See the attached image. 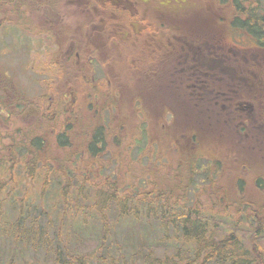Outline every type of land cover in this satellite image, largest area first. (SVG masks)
I'll return each mask as SVG.
<instances>
[{
	"label": "rangeland",
	"instance_id": "374dc122",
	"mask_svg": "<svg viewBox=\"0 0 264 264\" xmlns=\"http://www.w3.org/2000/svg\"><path fill=\"white\" fill-rule=\"evenodd\" d=\"M2 1L0 77L6 78L7 85H14L20 94L17 110L28 108L27 113L31 116L38 114L41 121L27 122L28 118L23 116L7 117L6 109L0 108V156L3 155L13 163L16 161L17 166H20L19 161L24 162L26 154L34 151L32 142L35 139H41L44 149L49 150L56 146V135L67 130L70 137L68 144L70 142L73 147L84 140V137L80 136L83 134V127L90 128L91 124L92 127L98 124L95 130L103 126L109 133L117 132L121 147H115L118 160L111 158L108 146L93 162L86 156L84 161L87 166L79 164L83 157L82 154H77L76 164L72 166L68 163L65 167L73 170L72 173L76 177L81 179V175L88 176L95 169L98 171L103 168L98 171L99 177L89 180L110 191L108 186L115 180V171L120 168L131 185L137 184L139 191L128 198L117 197L126 201L146 198L154 207L166 204L174 214H185L182 213L184 209L197 210L196 214H213L212 216L217 218V225L213 227L214 239H220L232 232L249 255L254 249L255 253L264 258V150L260 148L247 154L239 146L238 149H233L237 143H230L219 145L217 149L213 146L211 152L194 158L195 152L186 148L188 144L192 145V135L180 138L186 133V129L182 127L186 123L179 122L180 126L175 127V117H172L171 123L164 106L157 104L160 101H156L158 86L164 84L163 89L169 87L163 73L165 60L162 58L159 61L158 68L146 60L154 57L153 51L157 52L159 49L155 39L149 35L140 41H136V36L126 37L129 30L124 24L112 26L108 33V23L101 12L82 11L84 5H89L88 1L80 0L77 3L79 6L76 3L72 5L59 1L54 7L57 15L50 13L52 17L57 18L54 26L58 27L60 21L56 32L59 33V43L63 48H56L54 38L45 35L51 28L41 22L43 17L38 10L27 11L22 5L11 3L10 0ZM138 1L141 11L152 19L156 16L157 10L154 8L157 3L169 4L174 9L185 8L187 5L204 7L206 11L196 9L193 13L199 16L197 18L206 20L210 19V14L213 17L216 12L215 0H149L150 5L146 8L143 4L146 0ZM20 12L26 16L29 14V21L19 22L17 15ZM179 18L176 23L188 29L189 23ZM93 22L97 26L96 29H92ZM135 26L139 27L138 24ZM9 28L11 30L7 33ZM107 35L113 40L110 44L107 42ZM225 36L232 38L224 33V39ZM68 39L77 42L78 49L84 52L83 58L71 59L72 52L68 51L72 46L67 48ZM243 41H239L240 44L236 42V46L242 47ZM246 46L248 43L242 48ZM92 50L96 51L93 55L96 58L91 57ZM232 50L249 53L247 49ZM262 78L264 80L263 76ZM227 84L223 79L212 80L208 89L225 90ZM252 95L254 97H251L260 104L264 101V92L256 90ZM133 100L136 106L133 105ZM140 124L145 133L151 136V145H133L139 136L134 129ZM77 127L78 135L75 133ZM140 132L139 130V134ZM193 132L203 143L217 137L212 136L210 139L209 134L204 132V127ZM71 133L74 135L71 136ZM159 137L162 141H157ZM172 137L175 138V144L171 140L169 143L167 141ZM154 141L156 144H153ZM108 142L111 144V140ZM188 155L193 158L194 165L185 162ZM51 157H54L53 154ZM39 163L40 161L35 164ZM2 172L0 169V175ZM112 175L114 179L105 183L106 177L111 179ZM17 182L14 181V185ZM79 184L81 182L76 186ZM53 187L55 190L58 185ZM23 190L24 185L21 184L16 192L11 191L10 187L2 192L0 199L3 203L0 212L6 215V219L7 216L13 218L12 206L6 202L13 201L14 198L16 202L19 201L23 197ZM29 193L32 192L29 190ZM146 212L147 210H142L139 214ZM157 212L159 214V210ZM109 214H116V211L108 213V219ZM253 216L263 222L257 236L253 234L257 228L254 227ZM130 222L132 221H126L111 231L107 249L112 258L117 259L115 257L122 254L124 261L128 262L129 245L131 242L133 244L138 235L147 236L148 245L152 246L156 256L174 253L177 247L172 240L174 232L170 229L164 231L159 223L150 219ZM96 232L89 230V234L84 233L70 239L71 245L81 253L91 251L99 243ZM164 235L171 239L162 241ZM0 246L11 247L2 240Z\"/></svg>",
	"mask_w": 264,
	"mask_h": 264
},
{
	"label": "trees",
	"instance_id": "16d2710c",
	"mask_svg": "<svg viewBox=\"0 0 264 264\" xmlns=\"http://www.w3.org/2000/svg\"><path fill=\"white\" fill-rule=\"evenodd\" d=\"M220 1L227 4L228 0ZM234 2L239 9L249 11L250 16L253 11L251 18L256 21L253 23L254 35H260L264 25V0ZM132 102L135 105V100ZM91 125L90 128H82L83 134L80 136L84 137V140L73 147L70 142L68 144L70 137L67 130L56 135V146L49 150L44 149L41 139H35L32 142L34 151L26 154L24 162L19 161V167L16 161L13 163L3 155L0 156V169L3 171L0 175V196L7 187L16 192L21 184L24 185L23 197L19 201L16 202L14 198L13 201L6 202L12 206L13 218L7 216L6 219V215L0 212V240L11 245L0 246V264H264V258L255 253L254 249L249 255L232 232L220 239H214L213 227L217 225V218H214L213 214H196L197 210L190 209L182 210L185 214H174L166 204L154 207L146 198L127 201L119 198H128L139 191L137 184L131 185L120 168L115 171L114 181H111L114 175L111 179L106 177L105 183L111 181L108 186L110 191L89 180L99 177L98 171L103 168L98 171L95 169L88 176L81 175V179L76 177L72 173L73 170L65 167L68 163L72 166L76 164L77 154H82L83 157L79 164L87 166L84 161L86 156L93 162L99 153L110 147L108 151L111 158L118 160L115 147H121L117 132L109 133L103 126L95 130L98 124L93 127ZM137 127L134 131L139 136L133 145H151V136L145 133L141 124ZM75 133L79 134L78 127ZM73 135L74 133H71V136ZM108 140H111V144ZM157 141H162L161 137ZM85 152L87 155H84ZM52 154L54 157L50 158ZM197 157L201 156H194L196 159ZM192 160L193 158L187 164L194 165ZM38 161L40 163L35 164ZM14 181L18 182L14 185ZM79 182L81 184L76 186ZM55 185L58 187L54 190ZM29 190L32 193H29ZM2 203L0 199V210ZM125 209L128 210L124 211ZM112 210L116 211V214H109L108 219V213ZM142 210H147L146 214H139ZM139 219H150L159 223L162 230L170 229L174 232L172 240L177 247L174 253L156 256L152 246L148 245L147 236L138 235L133 244L131 242L129 245L128 262L124 261L122 254H118L115 257L117 259L112 258L107 249L111 231L126 221L136 223ZM253 220L254 227H257L253 234L257 236L263 222L255 216ZM89 230L97 231L98 246L89 252L81 253L73 248L70 239L84 233L89 234ZM168 239H171L168 235L162 236V241Z\"/></svg>",
	"mask_w": 264,
	"mask_h": 264
},
{
	"label": "flooded vegetation",
	"instance_id": "af4514ba",
	"mask_svg": "<svg viewBox=\"0 0 264 264\" xmlns=\"http://www.w3.org/2000/svg\"><path fill=\"white\" fill-rule=\"evenodd\" d=\"M10 1L22 5L27 11L38 10L43 17L40 19L41 22L48 24V28H51L45 35L54 38L56 48H63V45L59 43V33L56 32L60 21L58 27L54 26L53 23L57 18L52 17L50 13L57 15L54 7L59 1L72 5L76 3L79 6L77 3L80 0ZM86 1L89 5H84L82 11L101 12L102 16L106 17L108 33L112 26L124 24L129 30L126 37L136 36V41H140L149 35L156 40L159 49L157 52L153 51L154 57L146 58V60L157 68L159 61L162 58L165 60L163 73L169 87V89H163L164 84L158 86L156 101H160L157 104L164 106L170 121L173 116L175 117V127L180 126L179 122L186 123L182 125L186 133L180 138L192 135L190 138L192 145L188 144L186 147L188 151H194L196 155L202 156L204 153L211 152L213 146L217 149L219 145L225 146L230 143H237L233 149L236 150L239 146L247 154L260 148L264 150V101L260 104L252 95L256 90L264 92L262 78L264 77V25L260 35H254L253 25L256 21L251 18L253 11L250 16L249 11L239 9L234 0H228L230 2L227 4L215 0L216 12L213 17L210 14V19L206 20L197 18L199 16L193 13L196 9L206 11L204 7L187 5L185 8L174 9L169 4L157 3L154 8L157 10L156 16L152 19L141 11L138 0ZM151 1L146 0L143 3L145 8ZM178 18L188 22L190 27L184 29L181 24L176 23ZM99 19L101 21L102 18ZM17 20L29 21V14L26 16L20 12ZM136 24L139 27H136ZM96 28L93 22L92 29ZM10 30L9 28L7 33ZM224 33L232 38L225 36L224 39ZM106 38L109 44L113 42L109 35ZM239 41L248 43V46L242 48L243 44L242 47H237L236 42L240 44ZM69 47L71 50L68 52H72L71 59L84 57V52L78 49L75 40L68 39L67 48ZM232 49H247L249 53L243 54ZM92 52L91 57L96 58L93 56L96 51L92 50ZM25 53L27 54V51ZM222 79L228 82L227 89L215 91L208 89L212 80ZM19 97L20 94L14 85L9 87L7 79L0 77V108L6 109L7 117L23 116L28 118L27 122L41 121L38 114L29 115L28 108L17 110ZM202 127L204 132L209 134L210 139L212 136L217 135V137L203 143L195 137L193 132ZM170 140L175 144L174 137L167 139L168 143ZM191 158V155H188L185 162L188 163Z\"/></svg>",
	"mask_w": 264,
	"mask_h": 264
}]
</instances>
